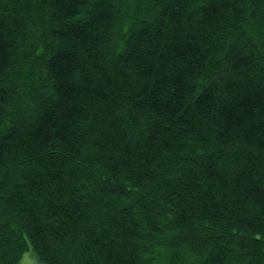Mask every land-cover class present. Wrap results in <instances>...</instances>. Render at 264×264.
Returning a JSON list of instances; mask_svg holds the SVG:
<instances>
[{
    "label": "trees",
    "instance_id": "obj_1",
    "mask_svg": "<svg viewBox=\"0 0 264 264\" xmlns=\"http://www.w3.org/2000/svg\"><path fill=\"white\" fill-rule=\"evenodd\" d=\"M264 264V0H0V264Z\"/></svg>",
    "mask_w": 264,
    "mask_h": 264
},
{
    "label": "rangeland",
    "instance_id": "obj_2",
    "mask_svg": "<svg viewBox=\"0 0 264 264\" xmlns=\"http://www.w3.org/2000/svg\"><path fill=\"white\" fill-rule=\"evenodd\" d=\"M17 264H42L32 251L26 252Z\"/></svg>",
    "mask_w": 264,
    "mask_h": 264
}]
</instances>
